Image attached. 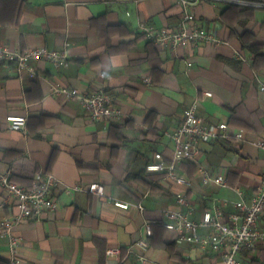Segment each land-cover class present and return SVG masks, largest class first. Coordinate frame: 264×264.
Instances as JSON below:
<instances>
[{
	"label": "crops",
	"instance_id": "0c3cea01",
	"mask_svg": "<svg viewBox=\"0 0 264 264\" xmlns=\"http://www.w3.org/2000/svg\"><path fill=\"white\" fill-rule=\"evenodd\" d=\"M243 1L260 7H253L255 18L246 28L234 26L236 36L231 37L220 21L226 3L201 0L191 11L199 26L221 43L203 44L196 50L158 47L155 54L145 37L132 43L133 38L123 34L142 35L141 24L156 30L175 27L182 16L176 0H0V48L61 51L68 44L70 57L60 69L46 61L31 62L34 76L0 63V175L10 171L14 183L31 187L37 177L52 174L61 184L55 210L15 229L13 234L20 238L18 264H140L136 254L143 253L137 248L127 253L128 248L139 240L147 243L146 224L161 218L164 222L163 211L176 209V194L186 195L192 206L190 219L198 222L214 204L228 221L236 212L233 203L240 199L236 189L246 201L252 198L264 182V151L253 144L264 139V91L260 90L264 70L254 69L253 54L241 49L237 37L246 29L258 32L264 1ZM99 16H104L102 23L91 27L90 21ZM103 26L124 30L118 28L109 36L112 52L105 49ZM56 84L86 93L101 89L113 97L126 119L119 124L92 122L76 99L53 93ZM205 93L212 97L204 98ZM196 98L200 99L197 115L205 123H225L230 135L243 130L249 143L233 139L200 143L193 174L188 175L183 162L177 167L190 187L160 178L150 181L153 191L133 181L130 177L155 155L170 161L168 135ZM8 117H25V130H9ZM197 165L225 179L228 172L239 174L250 186L204 183ZM94 183L104 187L102 197L88 192ZM75 186L82 191H75ZM2 198L0 189V223L15 212ZM114 201L130 206L120 209ZM259 226L264 228V217ZM208 232L202 229L200 234ZM153 235V245L147 243L144 253L145 264H223V252L179 243L175 233L157 228ZM8 242L0 229V264H10ZM110 249H120V255L108 257ZM240 260L264 264V243L243 248Z\"/></svg>",
	"mask_w": 264,
	"mask_h": 264
},
{
	"label": "built area",
	"instance_id": "2783aa9c",
	"mask_svg": "<svg viewBox=\"0 0 264 264\" xmlns=\"http://www.w3.org/2000/svg\"><path fill=\"white\" fill-rule=\"evenodd\" d=\"M201 0H176L182 9L179 23L170 29L156 30L145 24L139 25V32L151 43L161 50L176 51L179 49L196 50L203 44L218 45L221 40L211 32L199 26L197 18L191 11V7ZM228 4H238L248 7H260L259 4L243 0H211ZM68 44L61 51H51L45 47L34 48L24 52L12 51L8 47L0 48V63L14 65L19 72L28 71L31 76L34 73L30 69V63L34 61H46L55 69L66 67L70 57L67 52ZM191 66L190 62L186 63ZM149 82V79H145ZM53 93L68 99H76L84 109L88 119L92 122H104L119 124L126 119L125 113L118 108L113 97L98 89L92 93L80 92L77 89L56 84ZM264 91V85L260 86ZM204 98H211L210 93H205ZM200 99L196 98L193 104L183 113L181 122L174 132L169 134L172 144V156L170 161H165L161 154L154 156V161L145 167L147 173H164L165 179L173 181L179 186L190 187L189 180L177 173V167L186 160L196 162L198 145L214 141L235 140L238 144L249 143L246 132L236 131L229 134V126L225 123L208 124L197 115V106ZM8 129L23 132L26 127L25 117H8ZM259 150L264 151V139H258L253 143ZM197 171L204 183H211L219 187H226V179L222 175L213 176L203 166L197 165ZM10 171L0 175V189L3 193V203L12 204L15 212L3 218L0 223L1 236L8 239L10 264H18L17 248L20 238L13 233L17 227L27 220H37L46 213L55 210L57 205L56 193L61 184L52 174L37 177L29 189L24 188L10 180ZM75 191L82 188L75 186ZM88 192L102 197L104 187L94 183L88 187ZM239 201L233 203L236 212L224 220L221 208L214 204L212 209L206 211L201 221L190 219L192 206L183 193L175 195L176 209L163 211V227L177 236L179 243L197 245L202 250L223 252V264H242L240 252L243 248H254L264 243V228L259 226V220L264 217V182L255 190L249 201L244 199V193L236 189ZM114 206L120 209H128L129 204L114 201ZM139 209L141 206L136 205ZM202 229L209 232L201 235ZM146 235H152L150 224H146ZM134 248L143 254H136L140 264L146 263L144 253L148 245L146 241L139 240L134 246L128 248L127 253H134ZM108 257H118L120 249H110L106 252Z\"/></svg>",
	"mask_w": 264,
	"mask_h": 264
},
{
	"label": "trees",
	"instance_id": "16d2710c",
	"mask_svg": "<svg viewBox=\"0 0 264 264\" xmlns=\"http://www.w3.org/2000/svg\"><path fill=\"white\" fill-rule=\"evenodd\" d=\"M264 1V0H262ZM255 12L256 9L253 7H247V6H242L238 4H224L222 9L220 10L219 17L220 21L227 26L230 29V35L231 37L236 36L235 31H234V26L239 25L242 28H246L247 24L249 22H253L255 18ZM104 16H99L97 18H94L90 21L91 27H99L100 23H102ZM258 26V32H254L252 30H245L244 33L240 36H238V40L241 45V49L243 51H248L251 54H253L254 59H253V67L255 70H264V18L263 20L257 24ZM104 30L100 33L101 37L106 38L105 42V49H107V52H112L113 48L109 45V36L114 35L116 31L119 32L120 28L122 30L121 26H117V28L114 27H109V26H103ZM120 30V31H121ZM124 31V30H122ZM125 36L133 38L132 43L137 42L138 40L144 39V35H138L135 33H129V32H124ZM147 46L152 50L155 54L158 53L159 48L158 46L154 45L151 42H147ZM96 53V52H95ZM93 53V54H95ZM92 54V55H93ZM94 59L96 57H93ZM153 115V114H151ZM154 116H152L153 118ZM27 125V123H26ZM26 128V127H25ZM117 129V128H114ZM147 164V163H146ZM145 164V165H146ZM183 169L188 173V175H192L194 170H195V163L191 160H186L183 161L182 163ZM165 174L164 173H147L145 170V166L138 172L134 173L130 178L137 182L140 183L146 187H150V181H155L160 178H164ZM10 180L13 182V174L10 177ZM226 182L228 186L230 187H238V186H250L248 184V181L245 177L235 174L233 172H228L226 175ZM21 186V185H20ZM24 187V186H22ZM24 188L29 189L30 186H26ZM153 191L154 188L150 187ZM150 227H151V232L152 235L148 237L147 243L148 245H153V240H154V235L153 231L154 229H159L162 233L167 232V230L163 227V221L161 219H156L154 220V224L151 225L149 222ZM176 240L173 241V243L170 246H174ZM169 246H167L169 248Z\"/></svg>",
	"mask_w": 264,
	"mask_h": 264
}]
</instances>
